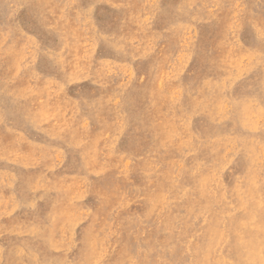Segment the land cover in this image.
I'll return each mask as SVG.
<instances>
[{"label": "rangeland", "instance_id": "1", "mask_svg": "<svg viewBox=\"0 0 264 264\" xmlns=\"http://www.w3.org/2000/svg\"><path fill=\"white\" fill-rule=\"evenodd\" d=\"M191 1L0 0V264H264V0Z\"/></svg>", "mask_w": 264, "mask_h": 264}, {"label": "bare ground", "instance_id": "2", "mask_svg": "<svg viewBox=\"0 0 264 264\" xmlns=\"http://www.w3.org/2000/svg\"><path fill=\"white\" fill-rule=\"evenodd\" d=\"M55 1H56V0H55ZM62 1H63V0H62ZM97 1H99V0H97ZM104 1H105V0H104ZM179 1H180V0H179ZM192 1H193V0H192ZM192 1H191L190 3H192ZM204 1H205V0H204ZM209 1H211V0H209ZM216 1H218V0H216ZM79 2H80V0H79ZM86 2H87V1H86ZM102 2H103V1H102ZM102 2H101V3H102ZM108 2H109V1H108ZM118 2H119V1H118ZM188 2H189V1H188ZM194 2H195V1H194ZM213 2H214V1H213ZM54 3H55V2H54ZM103 3H104V2H103ZM112 3H113V2H112ZM127 3H128V2H127ZM132 3H133V2H132ZM136 3H137V2H136ZM158 3H159V2H158ZM158 3H157V4H158ZM160 3H162V2H160ZM175 3H176V2H175ZM32 4H33V3H32ZM48 4H49V3H48ZM90 4H91V3H90ZM90 4H88V5H90ZM105 4H106V3H105ZM109 4H110V3H109ZM125 4H126V3H125ZM141 4H142V3H141ZM82 5H83V4H82ZM86 5H87V4H86ZM115 5H116V3H115ZM119 5H121V4H119ZM31 6H32V5H31ZM65 6H66V5H65ZM68 6H69V5H68ZM76 6H78V5H76ZM79 6H80V5H79ZM99 6H100V5H99ZM103 6H104V5H103ZM131 6H132V4H131ZM140 6H141V5H140ZM191 6H192V5H191ZM16 7H17V6H16ZM20 7H21V6H20ZM29 7H30V6H29ZM61 7H62V6H61ZM120 7H123V6H120ZM22 8H23V7H22ZM46 8H47V7H46ZM74 8H75V7H74ZM88 8H89V7H88ZM101 8H102V7H101ZM163 8H164V7H163ZM175 8L177 9V7H175ZM175 8H174V9H175ZM28 9H29V8H28ZM30 9H31V8H30ZM34 9H35V8H34ZM62 9H63V7H62ZM62 9H61V10H62ZM72 9H73V8H72ZM145 9H146V8H145ZM161 9H162V8H161ZM161 9H160V10H161ZM213 9H214V8H213ZM70 10H71V9H70ZM78 10H79V8H78ZM89 10H90V9H89ZM98 10H99V8H98ZM98 10H97V11H98ZM142 10H144V9L142 8ZM154 10H155V9H154ZM247 10H248V9H247ZM30 11H31V10H30ZM50 11H51V10H49V12H50ZM104 11H105V10H104ZM140 11H141V10H140ZM152 11H153V10H152ZM155 11H156V10H155ZM174 11H175V10H173V12H174ZM43 12H44V11H43ZM47 12H48V11H47ZM47 12H46V13H47ZM52 12H53V11H52ZM59 12H60V11H59ZM109 12H110V11H109ZM111 12H113V11H111ZM116 12H118V10H117ZM131 12H132V11H131ZM131 12H130V13H131ZM157 12H158V10H157ZM178 12H179V11H178ZM219 12L221 13V11H219ZM226 12H227V11H226ZM26 13H27V12H26ZM53 13H54V12H53ZM113 13H114V12H113ZM113 13H112V14H113ZM119 13H120V12H119ZM119 13H118V14H119ZM122 13H123V12H122ZM161 13H162V12H161ZM161 13H160V14H161ZM12 14H13V13H12ZM33 14H34V12H33ZM39 14H41V12H40ZM44 14H45V13H44ZM115 14H116V13H115ZM143 14H144V13H143ZM160 14H159V15H160ZM162 14H163V13H162ZM170 14H171V13H170ZM224 14H225V13H224ZM20 15H21V13H20ZM56 15H57V13H56ZM67 15H68V14H67ZM83 15H84V14H83ZM97 15H98V14H97ZM131 15H132V14H131ZM185 15H186V14H185ZM215 15H216V14H215ZM215 15H214V17H215ZM226 15H227V14H226ZM31 16H32V15H31ZM45 16H46V15H45ZM53 16H54V15H53ZM64 16H65V15H64ZM76 16H77V13H76ZM85 16H86V15H85ZM90 16H91V15H90ZM99 16H100V15H99ZM160 16H161V15H160ZM164 16H165V15H164ZM179 16H180V15H179ZM179 16H177V17H179ZM222 16H223V14H222ZM227 16H228V15H227ZM250 16H251V15H250ZM21 17H22V16H21ZM21 17H20V18H21ZM50 17H51V16H50ZM74 17H75V16H74ZM97 17H98V16H97ZM101 17H102V16H101ZM143 17H144V16H143ZM195 17H196V16H195ZM211 17H213V16H211ZM216 17H218V16H216ZM263 17H264V16H263ZM31 18H32V17H31ZM36 18H38L37 15H36ZM46 18H47V17H46ZM46 18H45V19H46ZM72 18H73V17H72ZM92 18H94V17H92ZM115 18H116V17H115ZM136 18H137V17H136ZM144 18H145V17H144ZM218 18H219V17H218ZM225 18H226V17H225ZM229 18H230V17H229ZM250 18H251V17H250ZM17 19H18V18H17ZM45 19H44V20H45ZM47 19H48V18H47ZM57 19H58V18H57ZM62 19H63V18H62ZM76 19H77V17H76ZM85 19H86V18H85ZM87 19H88V17H87ZM134 19H135V18H134ZM148 19H149V18H148ZM158 19H160V18H158ZM162 19H163V18H162ZM191 19H194V18H191ZM219 19H220V18H219ZM219 19H218V20H219ZM26 20H27V19H26ZM29 20H30V19H29ZM36 20H37V19H36ZM73 20H75V19L73 18ZM79 20H80V19H79ZM90 20H91V19H90ZM93 20H94V19H93ZM99 20H100V19H99ZM124 20H125V19H124ZM144 20H145V19H144ZM150 20H151V19H150ZM156 20H157V19H156ZM186 20H187V19H186ZM220 20H221V19H220ZM228 20H229V19H228ZM19 21H20V19H19ZM32 21H33V19H32ZM56 21H57V20H56ZM141 21H142V20H141ZM146 21H147V20H146ZM160 21H161V20H160ZM188 21H189V20H188ZM199 21H200V19H199ZM224 21H225V20H224ZM250 21H251V20H250ZM259 21H260V20H259ZM23 22L25 23V21H23ZM26 22H27V21H26ZM52 22H53V21H52ZM69 22H70V21H69ZM96 22H98V21H96ZM115 22H116V21H115ZM133 22H134V21H133ZM144 22H145V21H144ZM156 22H157V21H156ZM175 22H176V21H175ZM179 22H180V21H179ZM219 22H220V21H219ZM24 23H23V25H24ZM32 23H33V22H32ZM74 23H75V21H74ZM117 23H118V22H117ZM120 23H121V22H120ZM123 23H124V22H123ZM160 23H161V22H160ZM160 23H159V24H160ZM181 23H183V22H181ZM200 23H201V22H200ZM255 23H256V22H255ZM6 24H7V23H6ZM41 24H43V23H41ZM50 24H51V23H50ZM53 24H55V22H54ZM62 24H63V23H62ZM67 24H68V22H67ZM113 24H114V23H113ZM131 24H132V23H131ZM154 24H155V23H154ZM173 24H174V23H173ZM185 24H187V23H185ZM185 24H184V25H185ZM196 24H197V23H196ZM216 24H217V23H216ZM248 24H249V23H248ZM248 24H247V26H248ZM251 24H252V23H251ZM261 24H262V23H261ZM261 24H260V25H261ZM25 25H26V24H25ZM37 25H38V24H37ZM63 25H64V24H63ZM96 25H97V24H96ZM103 25H104V24H103ZM124 25H125V24H124ZM143 25H144V24H143ZM182 25H183V24H182ZM190 25H193V24H190ZM217 25H218V24H217ZM242 25H243V24H242ZM242 25H241V26H242ZM252 25H253V24H252ZM6 26H7V25H6ZM17 26H18V25H17ZM52 26H53V25H52ZM59 26H60V25H59ZM77 26H78V25H77ZM93 26H94V25H93ZM98 26H99V25H98ZM121 26H122V25H121ZM153 26H154V25H153ZM159 26H160V25H159ZM161 26H162V25H161ZM175 26H177V25H175ZM185 26H186V25H185ZM219 26H222V25H219ZM25 27H26V26H25ZM49 27H50V26H49ZM56 27H57V26H56ZM95 27H96V26H95ZM144 27H145V25H144ZM151 27H152V26H151ZM154 27H155V26H154ZM192 27H193V26H192ZM253 27H254V26H253ZM253 27H252V28H253ZM11 28H12V27H11ZM21 28H22V26H21ZM54 28H55V26H54ZM58 28H59V27H58ZM83 28H84V27H83ZM91 28H93V27L91 26ZM104 28H105V27H104ZM109 28H110V27H109ZM152 28H153V27H152ZM163 28H164V27H163ZM210 28H211V27H210ZM220 28H221V27H220ZM240 28H241V27H240ZM261 28H262V27H261ZM263 28H264V27H263ZM0 29H1V28H0ZM32 29H33V28H32ZM41 29H42V28H40V30H41ZM50 29H51V27H50ZM100 29H101V28H100ZM172 29H173V28H172ZM195 29H196V28H195ZM11 30H12V29H11ZM95 30H96V29H95ZM107 30H108V29H107ZM126 30H127V29H126ZM145 30H146V29H145ZM197 30H198V29H197ZM211 30H213V29H211ZM211 30H210V31H211ZM221 30H222V28H221ZM221 30H220V31H221ZM252 30H253V29H252ZM261 30H263V29H261ZM24 31H25V30H24ZM105 31H106V30H105ZM120 31H121V30H120ZM185 31H186V30H185ZM240 31H241V30H240ZM253 31H254V30H253ZM0 32H1V31H0ZM18 32H19V31H18ZM18 32H17V33H18ZM22 32H23V31H22ZM26 32H27V31H26ZM29 32H30V31H29ZM36 32H37V31H36ZM100 32H101V30H100ZM102 32H103V31H102ZM107 32H108V31H107ZM159 32H160V30H159ZM166 32H167V31H166ZM166 32H165V33H166ZM168 32H170V31H168ZM224 32H225V31H224ZM7 33H8V32H7ZM23 33H24V32H23ZM34 33H35V32H34ZM103 33H104V32H103ZM137 33H138V31H137ZM165 33H164V34H165ZM195 33H196V32H195ZM258 33H259V32H258ZM1 34H2V33H1ZM21 34H22V33H21ZM29 34H32V35H33V33H29ZM109 34H110V33H109ZM117 34H118V33H117ZM117 34H116V35H117ZM152 34H153V33H152ZM167 34H168V33H167ZM11 35H12V34H11ZM45 35H47V34H45ZM48 35H49V34H48ZM50 35H51V34H50ZM60 35H61V34H60ZM84 35H85V32H84ZM100 35H101V34H100ZM107 35H108V34H107ZM107 35H105V36L107 37ZM119 35H120V34H119ZM119 35H118V36H119ZM121 35H122V34H121ZM161 35H162V33H161ZM225 35H226V34H225ZM253 35H254V34H253ZM261 35H262V34H261ZM5 36H6V35H5ZM8 36H9V34H8ZM53 36H54V35H53ZM95 36H96V34H95ZM103 36H104V35H103ZM105 36H104V37H105ZM109 36H110V35H108V37H109ZM113 36H114V34H113ZM122 36H123V35H122ZM135 36H136V35H135ZM140 36H141V35H140ZM148 36H149V35H148ZM156 36H157V35H156ZM178 36H179V35H178ZM188 36H189V35H188ZM196 36H197V35H196ZM198 36H199V35H198ZM217 36H218V35H217ZM219 36H220V35H219ZM262 36H263V35H262ZM3 37H4V36H3ZM6 37H7V36H6ZM82 37H83V36H82ZM84 37H85V36H84ZM111 37H112V35H111ZM154 37H155V34H154ZM158 37H162V36H160V35L158 34ZM176 37H177V36H176ZM183 37H184V36H183ZM222 37H223V36H222ZM226 37H227V36H226ZM230 37H231V36H230ZM237 37H238V36H237ZM19 38H20V36H19ZM23 38H24V37H23ZM39 38H40V37H39ZM92 38H93V37H92ZM98 38H99V37H98ZM112 38H113V37H112ZM115 38H116V37H115ZM165 38H166V37H165ZM206 38H208V37H206ZM214 38H215V37H214ZM216 38H217V37H216ZM218 38H219V37H218ZM224 38H225V37H224ZM2 39H3V38H2ZM26 39H27V37H26ZM30 39H31V37H30ZM49 39H50V38H49ZM102 39H104V38H102ZM143 39H144V37H143ZM155 39H156V38H155ZM155 39H154V40H155ZM172 39H173V37H172ZM180 39H181V38H180ZM185 39H186V38H185ZM194 39H195V38H194ZM196 39H197V38H196ZM234 39H235V38H234ZM234 39H233V40H234ZM18 40H19V39H18ZM22 40H23V39H22ZM31 40H32V39H31ZM46 40H47V39H46ZM84 40H85V39H84ZM107 40H109V38H108ZM110 40H111V39H110ZM126 40H127V39H126ZM132 40H133V38L131 39V41H132ZM212 40H213V39H212ZM4 41H5V40H4ZM12 41H13V39H12ZM26 41H27V40H26ZM26 41H25V42H26ZM32 41H33V40H32ZM112 41H113V40H112ZM121 41H122V40H121ZM128 41H129V40H128ZM134 41H135V40H134ZM141 41H142V40H140V42H141ZM143 41H144V40H143ZM156 41H157V39H156ZM189 41H191V40H189ZM195 41H197V40H195ZM217 41H218V40H217ZM261 41H262V40H261ZM1 42H2V41H1ZM53 42H54V41H53ZM56 42H57V41H56ZM56 42H55V43H56ZM116 42H117V41H116ZM122 42H123V41H122ZM126 42H127V41H126ZM129 42H130V41H129ZM167 42H168V41H167ZM171 42H172V41H171ZM173 42H174V41H173ZM206 42H208V41H206ZM206 42H205V43H206ZM226 42H227V41H226ZM237 42H238V41H237ZM84 43H85V42H84ZM91 43H92V42H91ZM97 43H98V42H97ZM100 43H102V41H101ZM107 43H108V42H107ZM119 43H120V42H119ZM174 43H175V42H174ZM193 43H194V41H193ZM211 43H212V42H211ZM227 43H228V42H227ZM241 43H242V42H241ZM25 44H26V43H25ZM35 44H36V43H35ZM40 44H41V43H40ZM42 44H43V43H42ZM49 44H50V42H49ZM85 44H86V43H85ZM110 44H111V43H110ZM110 44H109V45H110ZM117 44H118V43H117ZM220 44L222 45L221 42H220ZM229 44H230V43H229ZM242 44H243V43H242ZM258 44H259V43H258ZM12 45H13V44H12ZM94 45H95V44H94ZM94 45H93V46H94ZM126 45H127V44H126ZM130 45H131V44H130ZM132 45H133V44H132ZM132 45H131V46H132ZM140 45H141V44H140ZM140 45H137V46H140ZM142 45H143V44H142ZM173 45H174V44H173ZM177 45H178V44H177ZM215 45H218V44L216 43ZM215 45H214V46H215ZM221 45H220V46H221ZM231 45H232V44H231ZM252 45H253V44H252ZM28 46H29V45H28ZM38 46H41V45H38ZM48 46H49V45H48ZM54 46H55V45H54ZM99 46H100V45H99ZM114 46H115V45H114ZM11 47H12V46H11ZM42 47H43V46H42ZM46 47H47V46H46ZM51 47H52V46H51ZM56 47H57V46H56ZM101 47H102V46H101ZM120 47H121V46H120ZM120 47H118V48H120ZM167 47H168V46H167ZM167 47H166V48H167ZM212 47H213V46H212ZM217 47H218V46H217ZM233 47H234V46H233ZM233 47H232V48H233ZM248 47H249V46H248ZM261 47H262V46H261ZM261 47H260V48H261ZM6 48H7V47H6ZM17 48H18V47H17ZM36 48H37V47H36ZM38 48H39V47H38ZM47 48H48V47H47ZM54 48H55V47H54ZM86 48H87V47H86ZM90 48H91V47H90ZM93 48H94V47H93ZM96 48H97V47H96ZM102 48H103V47H102ZM136 48H137V47H136ZM152 48H154V47H152ZM177 48H178V47H177ZM177 48H176V49H177ZM202 48H203V47H202ZM10 49H11V48H10ZM55 49H56V48H55ZM107 49H108V48H107ZM155 49H156V47H155ZM169 49H170V48H169ZM169 49H168V50H169ZM240 49H241V48H240ZM249 49H250V48H249ZM256 49H257V48H256ZM261 49H262V48H261ZM6 50H7V49H6ZM35 50H36V49H35ZM49 50H53V49H50V48H49ZM79 50H80V49H79ZM79 50H78V51H79ZM83 50H84V49H83ZM95 50H96V49H95ZM98 50H99V48H98ZM104 50H105V49H104ZM145 50H146V49H145ZM193 50H194V49H193ZM193 50H192V51H193ZM202 50H203V49H202ZM202 50H201V51H202ZM209 50H210V49H209ZM9 51H10V50H9ZM12 51H13V50H12ZM26 51H27V50H26ZM106 51H107V50H106ZM129 51H130V50H129ZM138 51H139V49H138ZM166 51H167V50H166ZM199 51H200V49H199ZM216 51H217V50H215V52H216ZM97 52H98V51H97ZM141 52H142V51H141ZM141 52H140V53H141ZM23 53H24V52H23ZM45 53H46L47 55L49 54V53H47L46 51H45ZM54 53H55V52H54ZM88 53H89V52H88ZM92 53H93V52H92ZM115 53H116V52H115ZM132 53H133V52H132ZM182 53H183V52H182ZM201 53H202V52H201ZM233 53H234V52H233ZM239 53H240V52H239ZM239 53H238V54H239ZM251 53H252V52H251ZM251 53H250V54H251ZM254 53H255V52H254ZM254 53H253V55H254ZM1 54H2V53H1ZM46 54H44L45 57H46ZM56 54H57V53H56ZM58 54H59V53H58ZM60 54H61V53H60ZM60 54H59V55H60ZM85 54H86V52H85ZM101 54H102V53H101ZM113 54H114V53H113ZM51 55H53V54H51ZM51 55H50V56H51ZM142 55H143V54H142ZM204 55H205V54H204ZM244 55H245V54H244ZM256 55H257V54H256ZM256 55H254V56H256ZM260 55H261V54H260ZM260 55H259V56H260ZM1 56H2V55H1ZM26 56H27V55H26ZM56 56H57V55H56ZM95 56H96V55H95ZM115 56H117V55L115 54ZM192 56H193V55H192ZM238 56H239V55H238ZM248 56H249V55H248ZM250 56H252V55H250ZM250 56H249V57H250ZM262 56H263V55H262ZM32 57H33V56H32ZM188 57H189V56H188ZM202 57H203V56H202ZM212 57H213V56H212ZM212 57H211V58H212ZM216 57H217V55H216ZM218 57H219V56H218ZM224 57H225V56H224ZM252 57H253V56H252ZM48 58H49V57H48ZM56 58H57V57H56ZM84 58H85V57H84ZM178 58H179V57H178ZM190 58H191V57H190ZM207 58H208V57H207ZM254 58H255V57H254ZM256 58H257V57H256ZM0 59H1V58H0ZM4 59H5V58H4ZM4 59H2V60H4ZM31 59H32V58H31ZM42 59H43V58H42ZM81 59H82V58H81ZM186 59H187V58H186ZM236 59H237V57H236ZM238 59H239V58H238ZM251 59H252V58H250L249 60H251ZM26 60H28V59H26ZM67 60H68V59H67ZM135 60H136V59H135ZM172 60H173V59H172ZM189 60H190V59H189ZM208 60H209V59H208ZM233 60H235V59H233ZM23 61H24V60H23ZM51 61H52V60H51ZM186 61H187V60H186ZM211 61H212V60H211ZM214 61H215V60H214ZM237 61H238V60H237ZM8 62H9V60H8ZM56 62H57V60H56ZM56 62L54 61V64H55ZM63 62H64V61H63ZM65 62H66V61H65ZM111 62H112V61H111ZM149 62H150V61H149ZM171 62H172V61H171ZM180 62H181V61H180ZM188 62H189V61H188ZM216 62H217V61H216ZM228 62H229V61H228ZM260 62H261V61H260ZM3 63H4V62H3ZM9 63H10V62H9ZM22 63H23V62H22ZM28 63H29V62H28ZM84 63H85V62H84ZM87 63H88V62H87ZM139 63H141V62H139ZM169 63H170V62H169ZM208 63H209V62H208ZM253 63H254V62H253ZM31 64H32V63H31ZM40 64H41V63H40ZM42 64H43V61H42ZM80 64H81V63H80ZM82 64H83V63H82ZM100 64H101V63H100ZM183 64H184V63H183ZM201 64H202V63H201ZM210 64H211V63H210ZM7 65H9V64H7ZM24 65H25V64H24ZM104 65H105V64H104ZM111 65H112V64H111ZM115 65H116V64H115ZM118 65H119V64H118ZM124 65H125V64H124ZM132 65H133V64H132ZM194 65H195V64H194ZM197 65H198V64H197ZM204 65H205V64H204ZM241 65H242V64H241ZM251 65H252V64H251ZM40 66H42V65H40ZM43 66H44V65H43ZM80 66H81V65H80ZM86 66H87V65H86ZM93 66H94V65H93ZM119 66H120V65H119ZM141 66H142V65H141ZM148 66H149V65H148ZM191 66H193V65H191ZM198 66H199V65H198ZM30 67H31V66H30ZM48 67H49V64H48ZM52 67H54V66H52ZM100 67H101V66H100ZM126 67H127V66H125V68H126ZM128 67H129V66H128ZM144 67H145V66H144ZM146 67H147V66H146ZM169 67H170V65H169ZM183 67H184V66H183ZM201 67H202V65H201ZM207 67H208V65H207ZM2 68H3V67H2ZM26 68H27V67H26ZM37 68H38V66H37ZM50 68H51V67H50ZM61 68H62V67H61ZM79 68H80V67H79ZM86 68H87V67H86ZM90 68H91V67H90ZM90 68H89L87 71H90V70H91ZM96 68H97V67H96ZM105 68H106V67H105ZM125 68H124V70H125ZM139 68H140V67H139ZM142 68H143V67H142ZM186 68H188V67H186ZM192 68H193V67H192ZM243 68H244V67H243ZM30 69H31V68H30ZM43 69H44V68H43ZM43 69H42V71H43ZM62 69H63V68H62ZM99 69H100V68H99ZM102 69H103V68H102ZM128 69H129V68H128ZM130 69H131V67H130ZM248 69H249V68H248ZM31 70H32V69H31ZM40 70H41V69H40ZM84 70H85V68H84ZM96 70H97V69H96ZM111 70H112V69H111ZM122 70H123V69H122ZM122 70L119 69V71H122ZM169 70H171V69H169ZM243 70H245V68H244ZM25 71H26V70H25ZM48 71H49V70H48ZM97 71H98V70H97ZM100 71H101V70H100ZM103 71H104V70H103ZM132 71H134V70L132 69ZM136 71H137V70H136ZM142 71H143V69H142ZM188 71H189V70H188ZM199 71H200V70H199ZM246 71H247V70H246ZM29 72H31V71H29ZM49 72H51V71H49ZM78 72H79V71H78ZM98 72H99V71H98ZM108 72H109V71H108ZM114 72H115V71H114ZM125 72H126V70H125ZM213 72H214V70H213ZM213 72H212V73H213ZM7 73H8V71H7ZM7 73H6V74H7ZM27 73H28V72H27ZM39 73H40V72H39ZM46 73H47V72H46ZM52 73H53V72H52ZM55 73H56V72H55ZM57 73H58V72H57ZM116 73H117V71H116ZM144 73H145V72H144ZM166 73H168V72H166ZM176 73H177V72H176ZM200 73H201V72H200ZM202 73H203V72H202ZM237 73H239V70H238ZM0 74H2V73L0 72ZM4 74H5V73H4ZM24 74H25V73H24ZM86 74H87V73H86ZM86 74H85V75H86ZM127 74H128V73H127ZM129 74H130V73H129ZM137 74H138V73H137ZM140 74H141V73H140ZM231 74H232V73H231ZM246 74H247V73H246ZM9 75H10V74H9ZM33 75H34V74H33ZM78 75H79V74H78ZM90 75H91V74H90ZM104 75H105V74H104ZM130 75H131V74H130ZM200 75H201V74H200ZM208 75H209V74H208ZM210 75H211V74H210ZM213 75H215V74H213ZM3 76H4V75H3ZM29 76H31V75H29ZM114 76H115V75H114ZM124 76H125V75H124ZM133 76H135V75H133ZM176 76H177V78H178V75H176ZM176 76H174V77H176ZM185 76H187V75H185ZM205 76H206V73H205ZM205 76H204V77H205ZM235 76H236V75H235ZM241 76H242V75H241ZM39 77H40V76H39ZM44 77H45V76H44ZM47 77H48V76H47ZM47 77H46V78H47ZM63 77H64V76H63ZM79 77H80V76H79ZM100 77H101V76H100ZM103 77H104V76H103ZM112 77H113V76H112ZM120 77H121V76H120ZM181 77H182V76H181ZM236 77H237V76H236ZM30 78H31V77H30ZM98 78H99V77H98ZM122 78H123V77H122ZM129 78L131 79V77H129ZM137 78H138V77H137ZM167 78H168V77H167ZM7 79H8V78H7ZM28 79H29V78H28ZM35 79H36V78H35ZM44 79H45V78H44ZM100 79H101V78H100ZM103 79H104V78H103ZM106 79H107V78H106ZM138 79H139V78H138ZM170 79H172V78H170ZM183 79H184V78H183ZM188 79H191V78H188ZM196 79H197V78H196ZM228 79H229V78H228ZM228 79H227V80H228ZM237 79H238V78H237ZM39 80H40V79H39ZM48 80H49V79H48ZM127 80H128V79H127ZM135 80H136V79H135ZM135 80H134V82H135ZM174 80H177V79H174ZM209 80H210V79H209ZM227 80H226V81H227ZM1 81H2V80H1ZM12 81H13V80H12ZM12 81H11V82H12ZM18 81H19V80H18ZM18 81H17V82H18ZM22 81H23V80H22ZM24 81H25V80H24ZM24 81H23V82H24ZM60 81H61V80H60ZM103 81H104V80H103ZM110 81H111V80H110ZM128 81H129V80H128ZM185 81H186V80H185ZM236 81H237V80H236ZM243 81H245V80H243ZM3 82H4V81H3ZM6 82H7V81H6ZM32 82H33V81H32ZM54 82H55V80H54ZM80 82H81V81H80ZM111 82H112V81H111ZM124 82H125V81H124ZM164 82H166V81H164ZM175 82H176V81H175ZM215 82H216V81H215ZM251 82H252V81H251ZM251 82H250V83H251ZM28 83H29V82H28ZM30 83H31V82H30ZM39 83H40V82H39ZM49 83H50V82H49ZM96 83H97V82H96ZM177 83H178V82H177ZM193 83H194V82H193ZM195 83H197V82H195ZM195 83H194L193 85H195ZM210 83H212V82L210 81ZM217 83H218V82H217ZM237 83H238V82H237ZM237 83H236V84H237ZM1 84H2V82H1ZM3 84H5V83H3ZM7 84H8V83H7ZM19 84H20V83H19ZM47 84H48V82H47ZM54 84H55V83H54ZM71 84H72V83H71ZM71 84H70V85H71ZM83 84H84V83H83ZM110 84H111V83H110ZM128 84H129V83H128ZM187 84H188V83H187ZM222 84H223V83H222ZM242 84H243V83H242ZM245 84H246V83H244V85H245ZM252 84H253V83H252ZM8 85H9V84H8ZM13 85H14V84H13ZM17 85H18V84H17ZM27 85H28V84H27ZM30 85H31V84H30ZM41 85H42V84H41ZM66 85H68V84H66ZM106 85H107V84H106ZM193 85H192V86H193ZM214 85H216V83H215ZM218 85H219V84H218ZM6 86H7V85H6ZM10 86H11V85H10ZM46 86H47V85H46ZM58 86H59V85H58ZM77 86H78V85H77ZM85 86H86V84H85ZM115 86H116V85H115ZM189 86H190V85H189ZM210 86H211V85H210ZM221 86H222V85H221ZM232 86H233V85H232ZM0 87H1V86H0ZM14 87H18V86H14ZM19 87H20V86H19ZM38 87H39V86H38ZM41 87H42V86H41ZM87 87H88V85H87ZM94 87H95V86H94ZM119 87H121V86H119ZM125 87H126V86H125ZM140 87H141V86H140ZM174 87H175V85H174ZM213 87H214V86H213ZM213 87H212V88H213ZM222 87H223V86H222ZM4 88H5V87H4ZM53 88H54V87H53ZM68 88H69V87H68ZM95 88H96V87H95ZM116 88H117V87H116ZM130 88H131V87H130ZM214 88H215V87H214ZM228 88H229V87H228ZM235 88H236V87H235ZM242 88H243V87H242ZM242 88H241V89H242ZM71 89H72V87H71ZM141 89H142V88H141ZM216 89H217V88H216ZM232 89H233V88H232ZM1 90H2V88H1ZM11 90H12V89H11ZM15 90H16V88H15ZM77 90H78V89H77ZM96 90H97V89H96ZM102 90H103V89H102ZM165 90H166V89H165ZM179 90H181V89H179ZM208 90H209V89H208ZM220 90H221V89H220ZM243 90H244V89H243ZM249 90H250V89H249ZM8 91H10V90H8ZM8 91H7V93H8ZM74 91H75V90H74ZM89 91H90V90H89ZM120 91H121V90H120ZM210 91H211V90H210ZM213 91H214V89H213ZM223 91H226V90H223ZM235 91H236V90H235ZM245 91H246V90H245ZM245 91H244V92H245ZM14 92H16V91H14ZM58 92H59V91H58ZM62 92H63V91H62ZM64 92H65V91H64ZM64 92H63V93H64ZM66 92H67V91H66ZM68 92H69V91H68ZM85 92H86V90H85ZM135 92H136V90H135ZM238 92H239V91H238ZM238 92H237V93H238ZM246 92H247V91H246ZM12 93H13V92H12ZM55 93H56V92H55ZM115 93H116V91H115ZM180 93H181V92H180ZM237 93H236V94H237ZM0 94H1V93H0ZM5 94H6V93H5ZM8 94H9V93H8ZM14 94H15V93H14ZM58 94H59V93H58ZM73 94H74V93H73ZM123 94H125V93H123ZM141 94H142V92H141ZM170 94H171V93H170ZM213 94H214V93H213ZM213 94H212V95H213ZM241 94H242V93H241ZM24 95H25V93H24ZM77 95H78V94H77ZM81 95H82V94H81ZM94 95H96V94H94ZM108 95H109V94H108ZM174 95H175V94H174ZM206 95H207V94H206ZM232 95H233V94H232ZM249 95H250V94H249ZM6 96H7V95H6ZM13 96H14V95H13ZM78 96H79V95H78ZM85 96H86V93H85ZM85 96H84V97H85ZM97 96H98V95H97ZM113 96H114V95H113ZM113 96H112V97H113ZM120 96H121V95H120ZM137 96H138V95H137ZM181 96H182V95H181ZM183 96H184V95H183ZM209 96H210V95H209ZM209 96H208V97H209ZM237 96H238V95H237ZM2 97H3V96H2ZM68 97H69V95H68ZM86 97H87V96H86ZM121 97H122V96H121ZM139 97H140V95H139ZM141 97H142V96H141ZM5 98H6V97H5ZM17 98H18V97H17ZM50 98H51V97H50ZM72 98H73V97H72ZM75 98H76V97H75ZM75 98H74V99H75ZM104 98H105V96H104ZM122 98H123V97H122ZM205 98H206V97H205ZM77 99L80 100L79 98H77ZM77 99H76V100H77ZM87 99H88V98H87ZM100 99H101V98H100ZM100 99H99V100H100ZM106 99H107V98H106ZM139 99H140V98H139ZM207 99H208V98H207ZM209 99H210V98H209ZM256 99H257V98H256ZM8 100H9V99H8ZM18 100H19V99H18ZM84 100H85V99H84ZM92 100H93V99H92ZM109 100H111V99L109 98ZM118 100H119V99H118ZM203 100H204V99H203ZM229 100H230V99H229ZM19 101H20V100H19ZM50 101H51V100H50ZM71 101H72V100H71ZM103 101H104V100H103ZM112 101H113V100H112ZM174 101H175V100H174ZM177 101H178V100H177ZM177 101H176V102H177ZM209 101H210V100H209ZM2 102H4V101H2ZM74 102H75V101H74ZM84 102H85V101H84ZM89 102H90V101H88V103H89ZM92 102H93V101H92ZM94 102H96V101H94ZM110 102H111V101H110ZM113 102H114V101H113ZM116 102H117V101H116ZM14 103H15V102H14ZM22 103H23V101H22ZM49 103H50V102H49ZM51 103H52V102H51ZM70 103H72V102H70ZM99 103H100V101H99ZM133 103H135V102H133ZM203 103H204V102H203ZM222 103H224V102L222 101ZM226 103H227V101H226ZM231 103H232V102H231ZM5 104H6V103H5ZM12 104H13V103H12ZM110 104H111V103H110ZM175 104H176V103H175ZM201 104H202V103H201ZM208 104H209V103H208ZM6 105H7V104H6ZM13 105H14V104H13ZM80 105H81V104H80ZM102 105H104V104L102 103ZM138 105H139V104H138ZM176 105H177V104H176ZM232 105H233V104H232ZM234 105H235V103H234ZM257 105H258V103H257ZM18 106H19V105H18ZM18 106H17V108H18ZM25 106H26V105H25ZM88 106H89V105H88ZM96 106H97V104H96ZM128 106H129V105H128ZM136 106H137V104H136ZM205 106H206V105H205ZM228 106H229V105H228ZM4 107H5V106H4ZM90 107H91V106H90ZM101 107H102V106H101ZM103 107H104V106H103ZM133 107H134V106H133ZM196 107H197V106H196ZM208 107H209V106H208ZM229 107H230V106H229ZM229 107H228V108H229ZM234 107H235V106H234ZM234 107H233V108H234ZM250 107L252 108V106H250ZM256 107H257V106H256ZM261 107H262V106H261ZM1 108H2V107H1ZM11 108H12V107H11ZM15 108H16V107H15ZM106 108H108V107H106ZM170 108H171V107H170ZM172 108H173V107H172ZM220 108H221V107H220ZM230 108H231V107H230ZM253 108H254V107H253ZM253 108H252V109H253ZM49 109H50V108H49ZM91 109H92V108H91ZM93 109H94V108H93ZM95 109H96V108H95ZM102 109H103V108H102ZM148 109H149V108H148ZM174 109H175V108H174ZM203 109H204V106H203ZM2 110H3V109H2ZM20 110H21V109H20ZM78 110H79V109H78ZM78 110H77V111H78ZM96 110H97V109H96ZM117 110H118V109H116L115 111H117ZM138 110H139V109H138ZM142 110H143V109H142ZM175 110H176V109H175ZM11 111H12V110H11ZM113 111H114V110H113ZM134 111H135V110H134ZM136 111H137V110H136ZM150 111H151V110H150ZM176 111H177V110H176ZM176 111H175V112H176ZM194 111H196V109H195ZM199 111H200V110H199ZM227 111H228V110H227ZM252 111H253V110H252ZM14 112H15V111H14ZM170 112H172V111H170ZM201 112H203V111H201ZM224 112H225V110H224ZM255 112H256V111H255ZM76 113H77V112H76ZM119 113H120V112H119ZM172 113H173V112H172ZM13 114H14V113H13ZM107 114H108V113H107ZM132 114H133V113H132ZM170 114H171V113H170ZM178 114H179V113H178ZM8 115H9V114H8ZM18 115H19V113H18ZM115 115H116V113H115ZM127 115H128V113H127ZM139 115H140V114H139ZM172 115H173V114H172ZM172 115H171V116H172ZM196 115H197V114H196ZM221 115H222V113H221ZM227 115H228V114H227ZM1 116H2V115H1ZM77 116H78V115H77ZM108 116H109V115H108ZM148 116H149V115H148ZM154 116H155V115H154ZM159 116H160V115H159ZM166 116H167V115H166ZM176 116H177V115H176ZM188 116H189V115H188ZM190 116H191V114H190ZM218 116H219V115H218ZM252 116H253V115H252ZM13 117H14V116H13ZM65 117H66V116H65ZM105 117H106V115H105ZM109 117H110V116H109ZM132 117H133V116H132ZM135 117H136V116H135ZM172 117H173V116H172ZM15 118H17V117H15ZM69 118H70V117H69ZM123 118H124V117H123ZM133 118H134V117H133ZM141 118H142V117H141ZM141 118L139 117V119H141ZM150 118H151V117H150ZM179 118H180V117H179ZM200 118H201V117H200ZM258 118H259V117H258ZM84 119H85V118H84ZM104 119H105V118H104ZM108 119H109V118H108ZM112 119H113V118H112ZM116 119H117V118H116ZM126 119H127V118H126ZM174 119H175V118H174ZM180 119H181V118H180ZM187 119H188V118H187ZM189 119H190V118H189ZM189 119H188V120H189ZM197 119H198V118H197ZM203 119H204V117H203ZM214 119H215V118H214ZM250 119H251V118H250ZM17 120H19V119L17 118ZM68 120H69V119H68ZM87 120H88V119H87ZM92 120H93V119L91 118V121H92ZM131 120H132V118H131ZM192 120H193V119H192ZM192 120H191V121H192ZM194 120H196V119H194ZM35 121H36V120H35ZM38 121H39V120H38ZM99 121H100V120H99ZM99 121H98V122H99ZM126 121H127V120H126ZM146 121H147V120H146ZM261 121H262V120H261ZM1 122H2V120H1ZM17 122H18V121H17ZM33 122H34V121H33ZM46 122H47V120H46ZM68 122H69V121H68ZM84 122H85V121H84ZM88 122H89V121H88ZM111 122H112V121H111ZM130 122H131V121H130ZM138 122H139V121H138ZM156 122H157V121H156ZM187 122H188V121H187ZM12 123H13V122H12ZM79 123H80V122H79ZM109 123H110V122H109ZM116 123H117V122H116ZM124 123H126V122H124ZM124 123H123V124H124ZM177 123H179V122H177ZM71 124H73V123H71ZM74 124H75V123H74ZM81 124H82V123H81ZM110 124H111V123H110ZM130 124H131V123H130ZM135 124H137V123H135ZM180 124H181V123H180ZM180 124H179V125H180ZM202 124H203V123H202ZM221 124H222V123H221ZM2 125H4V124H2ZM2 125H0V126H2ZM16 125H17V124H16ZM18 125H20V124H18ZM32 125H33V124H32ZM41 125H43V124H41ZM65 125H67V124H65ZM65 125H64V126H65ZM68 125H69V124H68ZM68 125H67V126H68ZM121 125H122V124H121ZM127 125H128V124H127ZM131 125H132V124H131ZM140 125H142V124L140 123ZM259 125H260V124H259ZM24 126H25V125H24ZM33 126H34V125H33ZM71 126H72V125H71ZM142 126H143V125H142ZM176 126H177V125H176ZM186 126H187V125H186ZM198 126H199V125H198ZM200 126H201V125H200ZM14 127H15V126H14ZM85 127H87V126H85ZM112 127H113V126H112ZM228 127H229V126H228ZM15 128H16V127H15ZM17 128H18V127H17ZM19 128H20V127H19ZM47 128H48V127H47ZM147 128H149V127H147ZM147 128H146V129H147ZM181 128H182V127H181ZM199 128H201V127H199ZM199 128H198V129H199ZM55 129H56V128H55ZM82 129H83V128H82ZM82 129H81V130H82ZM120 129H121V128H120ZM134 129H135V128H134ZM198 129H197V130H198ZM213 129H214V128H213ZM237 129H238V128H237ZM87 130H88V128H87ZM109 130H110V129H109ZM188 130H189V129H188ZM190 130H191V129H190ZM192 130H193V129H192ZM17 131H18V130H17ZM24 131H25V130H24ZM44 131H45V130H44ZM85 131H86V130H85ZM110 131H111V130H110ZM115 131H116V130H115ZM117 131H118V130H117ZM133 131H134V130H133ZM144 131H145V130H144ZM144 131H143V132H144ZM181 131H182V130H181ZM198 131H199V130H198ZM198 131H197V133H198ZM200 131H201V130H200ZM15 132H16V131H15ZM22 132H23V131H22ZM70 132H71V130H70ZM108 132H109V131H108ZM118 132H119V131H118ZM139 132H140V131H139ZM141 132H142V131H141ZM179 132H180V131H179ZM234 132H235V131H234ZM5 133H7V132H5ZM28 133H29V132H28ZM89 133H91V132H89ZM123 133H124V132H123ZM131 133H132V132H131ZM194 133H195V132H194ZM16 134H17V133H16ZM32 134H33V133H32ZM35 134H36V132H35ZM43 134H44V133H43ZM43 134H42V135H43ZM47 134H48V132H47ZM63 134H64V133H63ZM82 134H83V133H82ZM97 134H98V133H97ZM158 134H159V133H158ZM189 134H190V133H189ZM210 134H211V132H210ZM20 135H21V134H20ZM23 135L25 136V134H23ZM28 135H29V134H28ZM50 135H51V134H50ZM64 135H65V134H64ZM80 135H81V134H80ZM110 135H111V134H110ZM126 135H127V134H126ZM146 135H147V134H146ZM148 135H149V134H148ZM195 135H196V134H195ZM233 135H234V133H233ZM31 136H32V135H31ZM93 136H94V135H93ZM103 136H104V135H103ZM139 136H140V135H139ZM152 136H153V134H152ZM154 136H155V135H154ZM157 136H158V135H157ZM187 136H189V135H187ZM226 136H227V135H226ZM6 137H7V136H6ZM14 137H15V136H13V138H14ZM32 137H33V136H32ZM84 137H85V136H84ZM131 137H132V136H131ZM133 137H134V135H133ZM140 137H141V136H140ZM182 137H183V136H182ZM203 137H204V136H203ZM86 138H87V137H86ZM122 138H123V137H122ZM137 138H139V137H137ZM142 138H143V137H142ZM154 138H155V137H154ZM176 138H177V137H176ZM189 138H190V137H189ZM197 138H198V137H197ZM200 138H201V137H200ZM225 138H228V137H225ZM225 138H224V139H225ZM233 138H234V137H233ZM4 139H5V138H4ZM40 139H41V138H40ZM53 139H54V138H53ZM66 139H67V138H66ZM111 139H112V138H111ZM201 139H202V138H201ZM203 139H204V138H203ZM209 139H210V138H209ZM47 140H48V138H47ZM87 140H88V139H87ZM127 140H128V139H127ZM150 140H151V139H150ZM188 140H189V139H188ZM190 140H191V138H190ZM238 140H239V139H238ZM16 141H17V140H16ZM31 141H32V140H31ZM39 141H40V140H39ZM43 141H44V140H43ZM48 141H49V140H48ZM67 141H68V140H67ZM67 141H66V142H67ZM104 141H105V140H104ZM133 141H134V140H133ZM142 141H143V140H142ZM145 141H146V140H145ZM172 141H173V140H172ZM178 141H179V139H178ZM184 141H185V139H184ZM209 141H210V140H209ZM231 141H232V140H231ZM235 141H237V140H235ZM41 142H42V141H41ZM68 142H69V141H68ZM113 142H114V141H113ZM130 142H132V141H130ZM175 142H177V139H176ZM192 142H193V141H192ZM207 142H208V141H207ZM220 142H221V141H220ZM220 142H219V143H220ZM223 142H224V141H223ZM57 143H58V142H57ZM118 143H119V142H118ZM154 143H155V142H154ZM201 143H202V142H201ZM232 143H233V142H232ZM235 143H236V142H234V144H235ZM242 143H243V142H242ZM14 144H15V143H14ZM62 144H63V143H62ZM133 144H134V143H133ZM145 144H146V143H145ZM150 144H151V143H150ZM167 144H168V143H167ZM170 144H172V143H170ZM185 144H187V143H185ZM206 144H207V143H206ZM230 144H231V143H230ZM234 144H233V145H234ZM253 144H254V143H253ZM21 145H22V144H21ZM25 145H26V144H25ZM32 145H33V144H32ZM187 145H188V144H187ZM189 145H190V144H189ZM41 146H42V145H41ZM61 146H62V145H61ZM108 146H110V145H108ZM172 146H174V145H172ZM190 146H191V145H190ZM201 146H202V145H201ZM210 146H211V145H210ZM216 146H217V145H216ZM216 146H215V147H216ZM219 146H220V145H219ZM222 146H224V145H222ZM14 147H15V146H14ZM35 147H36V145H35ZM39 147H40V146H39ZM44 147H45V146H44ZM57 147H58V146H57ZM126 147H127V146H126ZM187 147H188V146H187ZM187 147H185V148H187ZM260 147H261V146H260ZM17 148H18V147H17ZM60 148H61V147H60ZM60 148H59V149H60ZM120 148H121V147H120ZM183 148H184V147H183ZM185 148H184V149H185ZM209 148H210V147H209ZM223 148H224V147H223ZM241 148H242V147H241ZM261 148H262V147H261ZM139 149H140V148H139ZM139 149H138V150H139ZM187 149H188V148H187ZM195 149H196V148H195ZM215 149H216V148H215ZM225 149H226V148H225ZM19 150H20V149H19ZM19 150H18V151H19ZM33 150H34V149H33ZM44 150H45V149H44ZM51 150H52V149H51ZM57 150H58V149H57ZM57 150H56V151H57ZM128 150H129V149H128ZM131 150H133V149H131ZM138 150H136V151H138ZM153 150H154V149H153ZM167 150H168V149H167ZM189 150H190V149H189ZM262 150H263V149H262ZM262 150H261V153H262ZM1 151H2V150H1ZM22 151H23V150H22ZM47 151H48V150H47ZM68 151H69V150H68ZM107 151H108V150H107ZM121 151H122V150H121ZM144 151H145V150H144ZM175 151H177V150H175ZM221 151H222V150H221ZM232 151H233V150H232ZM24 152H25V151H24ZM49 152H50V151H49ZM57 152H58V151H57ZM62 152H63V151H62ZM108 152H109V151H108ZM183 152H184V151H183ZM183 152H182V153H183ZM185 152H186V151H185ZM128 153H129V152H128ZM128 153H127V154H128ZM147 153H148V152H147ZM190 153H191V152H190ZM190 153H189V154H190ZM197 153H198V152H197ZM224 153H225V152H224ZM224 153H223V154H224ZM256 153H257V152H256ZM104 154H105V153H104ZM138 154H141V153H138ZM151 154H153V153H151ZM224 155H225V154H224ZM262 155H263V153H262ZM51 156H52V155H51ZM59 156H60V155H59ZM106 156H107V155H106ZM132 156H134V155H132ZM132 156H131V157H132ZM140 156H141V155H140ZM143 156H144V155H143ZM222 156H223V155H222ZM18 157H19V156H18ZM48 157H49V156H48ZM48 157H47V159H48ZM64 157H65V156H64ZM110 157H111V156H110ZM153 157H154V156H153ZM185 157H186V154H185ZM231 157H232V156H231ZM263 157H264V156H263ZM263 157H262V158H263ZM108 158H109V157H108ZM135 158H136V157H135ZM140 158H141V157H140ZM140 158H139V159H140ZM154 158H155V157H154ZM154 158H152V159H154ZM158 158H159V157H158ZM198 158H199V157H198ZM222 158H223V157H222ZM17 159H18V158H17ZM42 159H43V158H42ZM52 159H53V158H52ZM69 159H70V158H69ZM104 159H105V158H104ZM132 159H133V158H132ZM159 159H162V158H159ZM208 159H209V158H208ZM236 159H237V158H236ZM15 160H16V159H15ZM57 160H58V159H57ZM66 160H67V159H66ZM115 160H116V159H115ZM115 160H113V161H115ZM124 160H125V159H124ZM143 160H144V159H143ZM146 160H147V159H146ZM259 160H260V158H259ZM17 161H18V160H17ZM28 161H29V160H28ZM31 161H33V159H32ZM38 161H40V160H38ZM63 161H64V160H63ZM108 161H109V160H108ZM117 161H118V160H117ZM147 161H148V160H147ZM152 161H153V160H152ZM226 161H227V160H226ZM231 161H232V160H231ZM43 162H44V161H43ZM66 162H67V161H66ZM70 162H71V161H70ZM186 162H188V161H186ZM195 162H196V161H195ZM105 163H106V161H105ZM109 163H111V162H109ZM167 163H168V162H167ZM190 163H192V162H190ZM207 163H209V162H207ZM262 163H263V162H262ZM2 164H3V162H2ZM60 164H61V163H60ZM65 164H66V163H65ZM67 164H68V163H67ZM112 164H113V163H112ZM123 164H124V163H123ZM135 164H136V163H135ZM168 164H169V163H168ZM177 164H178V163H177ZM181 164H182V162H181ZM260 164H261V163H260ZM72 165H73V164H72ZM125 165H126V164H125ZM136 165H137V164H136ZM141 165H142V164H141ZM153 165H154V163H153ZM153 165H152V166H153ZM174 165H175V164H174ZM192 165H193V164H192ZM220 165H222V164H220ZM37 166H38V165H37ZM54 166H55V165H54ZM58 166H59V165H58ZM58 166H56V167H58ZM178 166H179V165H178ZM187 166H188V164H187ZM1 167H2V166H1ZM65 167H66V166H65ZM72 167H73V166H72ZM72 167H71V168H72ZM100 167H101V166H100ZM100 167H98V168H100ZM125 167H126V166H125ZM134 167H135V166H134ZM146 167H147V166H146ZM150 167H151V166H150ZM154 167H155V166H154ZM214 167H215V166H214ZM14 168H15V167H14ZM68 168H69V167H68ZM104 168H105V167H104ZM126 168H127V167H126ZM155 168H156V167H155ZM173 168H174V167H173ZM203 168H204V167H203ZM222 168H223V167H222ZM100 169H101V168H100ZM102 169H103V168H102ZM108 169H111V168H108ZM130 169H132V168L130 167L128 170L130 171ZM136 169H137V167H136ZM140 169H141V167H140ZM182 169H183V168H182ZM218 169H219V168H218ZM232 169H233V168H232ZM59 170H60V169H59ZM121 170H122V169H121ZM174 170H175V169H174ZM184 170H185V169H184ZM184 170H183V171H184ZM236 170H238V169L236 168ZM12 171H13V170H12ZM18 171H19V170H18ZM43 171H44V170H43ZM46 171H47V170H46ZM138 171H139V170H138ZM168 171H169V170H168ZM215 171H216V170H215ZM221 171H222V170H221ZM5 172H6V171H5ZM13 172H16V170L13 171ZM54 172H55V171H54ZM162 172H163V171H162ZM184 172H185V171H184ZM190 172H191V171H190ZM234 172H235V171H234ZM46 173H47V172H46ZM136 173H137V172H136ZM139 173H140V172H139ZM143 173H145V172H143ZM149 173H150V172H149ZM157 173H158V172H157ZM166 173H167V172H166ZM54 174H55V173H54ZM121 174H122V173H121ZM164 174H165V173H164ZM164 174H163V175H164ZM199 174H200V173H199ZM212 174H213V172H212ZM220 174H221V173H220ZM7 175H8V174H7ZM7 175H6V176H7ZM25 175H26V174H25ZM163 175H162V176H163ZM175 175H176V174H175ZM0 176H1V175H0ZM15 176H16V175H15ZM18 176H19V175H18ZM46 176H47V175H46ZM123 176H125V175H123ZM186 176H187V175H186ZM213 176H214V175H213ZM259 176H260V175H259ZM10 177H11V176H10ZM51 177H52V176H51ZM133 177H134V176H133ZM141 177H142V176H141ZM166 177H167V176H166ZM169 177H170V176H169ZM171 177H172V176H171ZM261 177H262V176H261ZM11 178H12V177H11ZM21 178H22V177H21ZM24 178H25V177H24ZM48 178H49V177H48ZM179 178H180V177H179ZM210 178H211V177H210ZM227 178H228V177H227ZM40 179H41V178H40ZM40 179H39V180H40ZM144 179H145V178H144ZM198 179H199V178H198ZM224 179H225V178H224ZM25 180H26V179H25ZM49 180H50V179H49ZM66 180H67V179H66ZM85 180H87V179H85ZM172 180H173V179H172ZM186 180H187V179H186ZM186 180H185V181H186ZM17 181H18V180H17ZM42 181H43V180H42ZM42 181H41V182H42ZM69 181H70V180H69ZM211 181L213 182V180H211ZM219 181H220V180H219ZM257 181H258V180H257ZM2 182H3V180H2ZM9 182H10V181H9ZM61 182H62V181H61ZM81 182H82V181H81ZM85 182H86V181H84L83 183L86 184ZM117 182H118V181H117ZM166 182H167V181H166ZM171 182H172V181H171ZM212 182H211V184H212ZM19 183H20V180H19ZM46 183H47V182H46ZM62 183H63V182H62ZM67 183H68V182H67ZM121 183H122V182H121ZM123 183H124V182H123ZM134 183H135V182H134ZM217 183H218V182H217ZM223 183H224V182H223ZM229 183H230V182H229ZM229 183H228V185H230ZM1 184H2V183H1ZM8 184H9V183H8ZM84 184H83V185H84ZM89 184H90V183H89ZM118 184H119V183H118ZM136 184H137V183H136ZM144 184H145V183H144ZM146 184H147V182H146ZM209 184H210V183H209ZM243 184H244V183H243ZM90 185H91V184H90ZM124 185H126V184H124ZM215 185H216V184H215ZM9 186H10V185H9ZM14 186H15V185H14ZM19 186H20V185H19ZM64 186H65V185H64ZM64 186H63V187H64ZM70 186H71V185H70ZM81 186H82V185H81ZM86 186H87V185H86ZM115 186H116V184H115ZM115 186H114V187H115ZM127 186H128V185H127ZM135 186L138 187V185H135ZM175 186H176V185H175ZM175 186H174V188H175ZM222 186H223V185H222ZM222 186H221V187H222ZM238 186H239V185H238ZM71 187H72V186H71ZM79 187H80V185H79ZM88 187H89V186H88ZM121 187H122V186H121ZM139 187H141V186L139 185ZM146 187H147V186H146ZM146 187H145V188H146ZM12 188H13V187H12ZM64 188H65V187H64ZM80 188H81V187H80ZM149 188H150V187H149ZM165 188H166V187H165ZM181 188H182V187H181ZM216 188H217V187H216ZM228 188H229V187H228ZM241 188H242V187H241ZM243 188H244V187H243ZM6 189H7V188H6ZM15 189H16V187H15ZM119 189H120V188H119ZM126 189H127V188H126ZM150 189H152V188H150ZM159 189H160V188H159ZM176 189L178 190V188H176ZM183 189H185V188H183ZM211 189H212V188H211ZM225 189H226V188H225ZM78 190H79V189H78ZM83 190H85V189H83ZM123 190H124V189H123ZM147 190H148V189H147ZM155 190H156V189H155ZM160 190H161V189H160ZM160 190H159V191H160ZM169 190H170V189H169ZM179 190H180V189H179ZM186 190H187V189H186ZM217 190H218V189H217ZM5 191H6V190H5ZM9 191H10V190H9ZM41 191H42V190H41ZM74 191H75V190H74ZM86 191H87V190H86ZM124 191H125V190H124ZM152 191L154 192V190H152ZM170 191H171V190H170ZM184 191H185V190H183L182 193H184ZM188 191H189V190H188ZM192 191H193V189H192ZM48 192H49V191H48ZM102 192H103V191H102ZM156 192H158V191H156ZM176 192H177V191H176ZM176 192H175V194H176ZM208 192H210V190H209ZM224 192H225V191H224ZM5 193H7V192H5ZM23 193H24V192L22 191V194H23ZM29 193H30V192H29ZM46 193H47V192H46ZM150 193H151V192H150ZM173 193H174V192H173ZM190 193H191V192H190ZM240 193H241V192H240ZM101 194H102V193H101ZM128 194H129V193H128ZM157 194H158V193H157ZM166 194H167V193H166ZM187 194H189V193H187ZM197 194H198V192H197ZM5 195H6V194H5ZM16 195H17V193H16ZM34 195H35V194H34ZM146 195H148V194L146 193ZM170 195H172V194H170ZM176 195H177V194H176ZM178 195H179V194H178ZM183 195H184V194H182V196H183ZM42 196H44V195L42 194ZM122 196H123V195H122ZM148 196H149V195H148ZM156 196H157V195H156ZM164 196H165V195H164ZM189 196H190V195H189ZM189 196H187V197H189ZM219 196H220V194H219ZM5 197H6V196H5ZM5 197H4V198H5ZM9 197H10V196H9ZM45 197H46V196H45ZM48 197H49V196H48ZM72 197H73V195H72ZM124 197H126V196H124ZM220 197H221V196H220ZM223 197H225V196H223ZM12 198H13V197H12ZM129 198H130V197H129ZM143 198H144V196H143ZM171 198H172V196H171ZM178 198H180V197H178ZM199 198H200V197H199ZM215 198H216V197H215ZM30 199H33V198L31 197ZM45 199H46V198H45ZM130 199H131V198H130ZM146 199H148V198H146ZM167 199H168V198H166V202H167ZM196 199H197V198H196ZM200 199H201V198H200ZM228 199H229V198H228ZM0 200H2V199L0 198ZM12 200H13V199H12ZM33 200H34V199H33ZM33 200H32V201H33ZM72 200H73V199H72ZM72 200H71V201H72ZM93 200H94V199H93ZM121 200H122V199H121ZM135 200H136V199H135ZM148 200H149V199H148ZM194 200H195V199H194ZM223 200H224V199H223ZM14 201H15V200H14ZM37 201H38V199H37ZM44 201H45V200H44ZM50 201H51V200H50ZM150 201H151V199H150ZM171 201H172V200H171ZM186 201H187V200H186ZM202 201H203V199H202ZM224 201H225V200H224ZM2 202H3V201H2ZM29 202H30V201H29ZM29 202H28V203H29ZM139 202H140V201H139ZM163 202H164V201H163ZM172 202H173V201H172ZM181 202H182V201H181ZM214 202H215V201H214ZM20 203H21V202H20ZM35 203H36V202H35ZM45 203H46V202H45ZM47 203H48V202H47ZM67 203H68V202H67ZM129 203H130V202H129ZM167 203H168V202H167ZM209 203H211V202L209 201ZM23 204H24V202H23ZM141 204L143 205V203H141ZM188 204H189V203H188ZM201 204H202V203H201ZM221 204H222V203H221ZM224 204H225V203H224ZM233 204H234V203H233ZM28 205H29V204H28ZM30 205H31V204H30ZM36 205H37V204H36ZM45 205H46V204H45ZM162 205H163V204H162ZM167 205H170V204H167ZM179 205H180V204H179ZM196 205H197V204H196ZM211 205H213V203H212ZM211 205H210V206H211ZM11 206H13V205H11ZM87 206H88V205H87ZM93 206H94V205H93ZM119 206H120V205H119ZM189 206H190V204H189ZM207 206H208V205H207ZM5 207H6V206H5ZM91 207H92V206H91ZM116 207H117V206H116ZM116 207H115V209H117ZM126 207H127V206H126ZM134 207H135V206H134ZM167 207H168V206H167ZM190 207H191V206H190ZM198 207H199V209H201L200 206H199V204H198ZM227 207H228V205H227ZM24 208H25V205L23 206V209H24ZM95 208H96V207H95ZM212 208H213V206H212ZM72 209H73V208H72ZM113 209H114V208H113ZM118 209H119V208H118ZM125 209H126V208H125ZM125 209H123V210H125ZM167 209H168V208H167ZM173 209H174V208H173ZM176 209H177V208H176ZM178 209H179V208H178ZM180 209H181V207H180ZM219 209H220V208H219ZM221 209H222V208H221ZM230 209H231V207H230ZM10 210H11V209H10ZM35 210H36V209H35ZM43 210H44V208H43ZM86 210H87V209H86ZM88 210H89V208H88ZM185 210H188V209H185ZM238 210H239V209H238ZM238 210H237V213H238ZM78 211H79V210H78ZM116 211H117V210H116ZM141 211H143V210H141ZM162 211H163V210H162ZM164 211H167V210H164ZM172 211H173V210H172ZM175 211H176V210H175ZM204 211H205V210H204ZM214 211H215V210H214ZM214 211H213V212H214ZM36 212H37V211H36ZM82 212H83V211H82ZM89 212H90V211H89ZM119 212H120V211H119ZM124 212H125V211H124ZM201 212H202V210H201ZM251 212H252V211H251ZM2 213H3V211H2ZM75 213H76V211H75ZM78 213H79V212H78ZM85 213H86V212H85ZM178 213H179V212H178ZM198 213H199V211H198ZM234 213H235V212H234ZM234 213H233V214H234ZM237 213H236V214H237ZM0 214H1V213H0ZM14 214H15V213H14ZM76 214H77V213H76ZM81 214H82V213H81ZM129 214H130V213H129ZM157 214H159V213H157ZM163 214H164V213H163ZM165 214H166V213H165ZM165 214H164V215H165ZM184 214H187V213L185 212ZM199 214H200V213H199ZM208 214H209V213H208ZM219 214H220V213H219ZM141 215H142V214H141ZM161 215H162V214H161ZM164 215H163V216H164ZM195 215H196V213H195ZM200 215H201V214H200ZM220 215H221V214H220ZM229 215H230V214H229ZM21 216H22V215H21ZM82 216H83V215H82ZM125 216H126V215H125ZM139 216H140V214H139ZM171 216H174V214L172 215V213H171V215L169 216V217H170V220H172ZM196 216H197V215H196ZM206 216H207V215H206ZM223 216H224V215H223ZM230 216H231V215H230ZM155 217H156V216H155ZM184 217H185V216H184ZM220 217H221V216H220ZM77 218H78V217H77ZM79 218H80V217H79ZM124 218H125V217H124ZM132 218H133V217H132ZM141 218H142V217H141ZM176 218H177V217H176ZM181 218H182V217H181ZM181 218H180L179 220H181ZM1 219H2V218H1ZM23 219H24V218H23ZM81 219H82V218H81ZM128 219H129V218H128ZM165 219H166V218H165ZM204 219H205V217H204ZM218 219H219V218H218ZM221 219H222V218H221ZM123 220H124V219H123ZM123 220H122V222H123ZM133 220H135V219H133ZM192 220H193V219H192ZM194 220L196 221V219H194ZM22 221H23V220H22ZM124 221H126V219H125ZM142 221H143V220H142ZM163 221H164V220H163ZM174 221H175V220H174ZM2 222H3V221H2ZM129 222H130V221H129ZM133 222H134V221H133ZM140 222H141V221H140ZM193 222H194V221H193ZM193 222H192V223H193ZM244 222H245V221H244ZM27 223H28V222H27ZM112 223H113V222H112ZM116 223H117V222H116ZM146 223H147V222H146ZM152 223H153V222H152ZM170 223H171V222H170ZM181 223H182V222H181ZM183 223H184V221H183ZM199 223H200V222H199ZM203 223H204V222H203ZM206 223H207V222H206ZM206 223H204V224H206ZM13 224H14V223H13ZM17 224H18V223H17ZM114 224H115V223H114ZM117 224H118V223H117ZM119 224H120V223H119ZM185 224H186V223H185ZM18 225H19V224H18ZM27 225H28V224H27ZM29 225H31V224L29 223ZM134 225H135V224H134ZM149 225H150V224H149ZM4 226H5V225H4ZM21 226H22V225H21ZM35 226H37V225H35ZM116 226H117V225H116ZM150 226H151V225H150ZM184 226H185V225H184ZM198 226H199V225H198ZM205 226H206V225H205ZM215 226H216V225H215ZM1 227H2V226H1ZM9 227H10V226H9ZM23 227H24V226H23ZM121 227H122V226H121ZM133 227H134V226H133ZM162 227H163V226H162ZM185 227H186V226H185ZM36 228H37V227H35V229H36ZM154 228H155V227H154ZM8 229H9V228H8ZM21 229H22V228H21ZM148 229H149V228H148ZM155 229H156V228H155ZM161 229H162V228H161ZM166 229H167V228H166ZM221 229H222V228H221ZM254 229H255V228H254ZM0 230H1V229H0ZM2 230H3V229H2ZM33 230H34V229H33ZM118 230H119V229H118ZM176 230H177V229H176ZM223 230H224V229H223ZM223 230H222V232H224ZM61 231H62V230H61ZM114 231H115V230H114ZM151 231H152V230H151ZM167 231H168V230H167ZM180 231H181V230H180ZM203 231H204V230H203ZM236 231H237V230H236ZM238 231H239V230H238ZM117 232H118V231H117ZM227 232H228V231H227ZM255 232H256V231H255ZM1 233H2V232H1ZM114 233H115V232H114ZM123 233H124V232H123ZM136 233H137V232H136ZM139 233H141V232H139ZM147 233H148V232H147ZM157 233H158V230H157ZM169 234H170V233H169ZM169 234H168V235H169ZM118 235H119V233H118ZM142 235H143V234H142ZM142 235H141V236H142ZM172 235H173V234H172ZM178 235H179V234H178ZM224 235H225V234H224ZM224 235H222V236H224ZM238 235H240V234L238 233ZM238 235H236V236H238ZM113 236H114V235H113ZM143 236H144V235H143ZM152 236H153V235H152ZM154 236H155V235H154ZM188 236H189V235H188ZM148 237H149V235H148ZM148 237H147V238H148ZM166 237H167V235H166ZM194 237H195V236H194ZM256 237H257V235H256ZM173 238H174V237H173ZM185 238H186V237H185ZM198 238H199V237H198ZM222 238H223V237H222ZM178 239H179V238H178ZM218 239H219V238H218ZM256 239H257V238H256ZM67 240H68V239H67ZM70 240H71V239H70ZM72 240H73V239H72ZM110 240H111V239H110ZM112 240H113V239H112ZM115 240H116V239H115ZM125 240H126V239H125ZM129 240H130V239H129ZM135 240H136V239H135ZM140 240H142V239H140ZM172 240H173V239H172ZM149 241H150V240H149ZM185 241H186V240H185ZM196 241H197V240H196ZM4 242H5V241H4ZM107 242H108V241H107ZM116 242H117V240H116ZM125 242H126V241H125ZM138 242H139V241H138ZM138 242H137V244H139ZM153 242H154V241H153ZM160 242H161V241H160ZM170 242H171V241H170ZM245 242H246V241H245ZM245 242H244V243H245ZM257 242H258V241H257ZM257 242H256V243H257ZM10 243H11V242H10ZM108 243L110 244V242H108ZM158 243H159V242H158ZM171 243H172V242H171ZM190 243H191V242H190ZM238 243H239V242H238ZM122 244H123V243H122ZM145 244H146V243H145ZM152 244H153V243H152ZM172 244H173V243H172ZM193 244H194V242H193ZM218 244H219V243H218ZM240 244H241V243H240ZM8 245H9V244H8ZM10 245H11V244H10ZM62 245H63V244H62ZM65 245H66V244H65ZM67 245H70V244H67ZM112 245H113V244H112ZM149 245H150V244H149ZM160 245H161V244H160ZM169 245H170V244H169ZM244 245H245V244H244ZM137 246H138V245H137ZM139 246H140V244H139ZM162 246H163V245H162ZM186 246H187V245H186ZM193 246H194V245H193ZM0 247H1V246H0ZM6 247H7V246H6ZM29 247H30V246H29ZM61 247H62V246H61ZM107 247H108V246H107ZM110 247H111V246H110ZM140 247H141V246H140ZM149 247H151V245H150ZM153 247H154V246H153ZM175 247H176V246H175ZM217 247H218V246H217ZM263 247H264V246H263ZM105 248H106V247H105ZM111 248H112V247H111ZM111 248H110V249H111ZM113 248H114V246H113ZM155 248L157 249L158 247H155ZM4 249H5V248H4ZM217 249H219V248H217ZM2 250H3V249H2ZM103 250H104V249H103ZM107 250H108V249H106V251H107ZM202 250H203V249H202ZM24 251H25V250H24ZM33 251H34V250H33ZM167 251H169V250L167 249ZM170 251H171V250H170ZM176 251H177V248H176ZM176 251H175V252H176ZM219 251H220V250H219ZM241 251H242V250H241ZM35 252H36V251H35ZM136 252H137V251H136ZM187 252H188V251H187ZM187 252H186V253H187ZM203 252H204V251H203ZM6 253H7V252H6ZM100 253H101V252H100ZM139 253H140V252H139ZM156 253H157V252H156ZM164 253H165V252H164ZM170 253H171V252H170ZM10 254H11V253H10ZM148 254H149V253H148ZM159 254H160V253H159ZM162 254H163V253H162ZM192 254H193V253H192ZM12 255H13V253H12ZM12 255H11V256H12ZM21 255H22V254H21ZM40 255H41V254H40ZM150 255H151V254H150ZM163 255H164V254H163ZM200 255H201V253H200ZM212 255H213V253H212ZM102 256H103V255H102ZM114 256H115V255H114ZM140 256H141V255H140ZM172 256H173V255H172ZM185 256H186V255H185ZM235 256H236V255H235ZM15 257H16V256H15ZM39 257H40V256H39ZM158 257H159V255H158ZM164 257H166V256L164 255ZM173 257H174V256H173ZM200 257H202V256H200ZM35 258H36V257H35ZM136 258H137V257H136ZM162 258H163V257H162ZM174 258H175V257H174ZM174 258H173V260H174ZM202 258H203V257H202ZM212 258H213V257H212ZM36 259H37V258H36ZM39 259H40V258H39ZM168 259H171V257L168 258ZM181 259H182V258H181ZM217 259H218V258H217ZM217 259H216V260H217ZM93 260H94V259H93ZM142 260H143V259H142ZM7 261H8V259H7ZM139 261H140V259H139ZM171 261H172V260H171ZM182 261H183V260H182ZM188 261H189V259H188ZM192 261H193V260H192ZM22 262H23V261H22ZM93 262H94V261H93ZM146 262H147V261H146ZM153 262H154V261H153ZM174 262H176V260H175ZM212 262H213V259H212ZM223 262H224V261H223ZM20 263H21V262H20ZM127 263H128V262H127ZM129 263H130V262H129ZM133 263H134V262H133ZM143 263H144V262H143ZM157 263H158V262H157ZM183 263H185V262H183ZM221 263H222V262H221ZM154 264H155V263H154ZM163 264H164V263H163ZM169 264H170V263H169ZM176 264H179V263H176ZM181 264H182V263H181ZM187 264H189V262H188ZM214 264H215V262H214ZM223 264H224V263H223ZM232 264H233V263H232ZM252 264H253V263H252Z\"/></svg>", "mask_w": 264, "mask_h": 264}]
</instances>
